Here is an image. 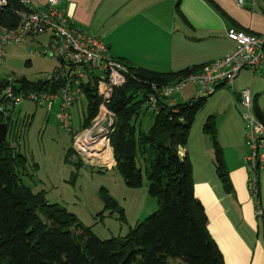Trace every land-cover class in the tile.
Here are the masks:
<instances>
[{
    "label": "trees",
    "instance_id": "trees-1",
    "mask_svg": "<svg viewBox=\"0 0 264 264\" xmlns=\"http://www.w3.org/2000/svg\"><path fill=\"white\" fill-rule=\"evenodd\" d=\"M6 1L7 5L0 7V24L14 28L20 5L16 0ZM126 64L130 71L127 83L114 92L108 105L116 118L105 148L110 145L114 169L128 187L141 188L146 177L148 194L158 200V211L130 228L125 237L100 239L75 215L48 205L44 193L36 194L24 185L20 170L27 157L10 141L11 120L0 115V123L8 125L7 139L0 142V264H225L209 232L205 207L195 195L191 160L179 154V148L187 147L195 116L209 97L174 106L161 99L158 114L147 108L153 85L159 89L171 85L203 66L161 73ZM17 83L16 92L46 86L26 78ZM85 98L88 104L81 132L91 128L99 115L95 90L87 87ZM143 112L153 118L148 131L139 124ZM256 113L264 121L257 107ZM204 133L212 136L217 173L231 189L214 119L209 118ZM258 199L262 209L260 187ZM262 212L256 217L263 219L264 239Z\"/></svg>",
    "mask_w": 264,
    "mask_h": 264
},
{
    "label": "crops",
    "instance_id": "crops-1",
    "mask_svg": "<svg viewBox=\"0 0 264 264\" xmlns=\"http://www.w3.org/2000/svg\"><path fill=\"white\" fill-rule=\"evenodd\" d=\"M46 4V0H32L31 7L41 9ZM58 7L67 11L78 26L102 37L112 57L161 73H178L224 59L236 48L227 37L232 28L264 37V0H258L253 8L239 7L237 0H62ZM191 87L197 92L196 85H188L177 94V104L191 101ZM244 88L250 89L254 112L257 107L264 120V71L258 75L245 69L232 87L223 86L216 91L227 89L221 96L228 100L224 110L226 128L228 132L234 129V141L240 149L231 155L227 152L231 148L219 139L231 189L220 179L212 151L201 156L186 147L184 153L193 165L195 195L205 207L209 232L225 264H264L263 232L261 235L247 186L248 149L245 125L239 115L240 92ZM83 101L88 104L85 94ZM82 103L73 106L71 113L73 109L79 110ZM234 116L239 125H233ZM260 188L262 198L264 169Z\"/></svg>",
    "mask_w": 264,
    "mask_h": 264
},
{
    "label": "rangeland",
    "instance_id": "rangeland-1",
    "mask_svg": "<svg viewBox=\"0 0 264 264\" xmlns=\"http://www.w3.org/2000/svg\"><path fill=\"white\" fill-rule=\"evenodd\" d=\"M48 44L49 34L7 46L0 76L11 79L18 85L17 81L21 78L36 83L52 75L60 67V62L57 58L40 53ZM249 78H253L252 75H249ZM225 90L227 89L207 98L196 114L187 145L189 152L196 151L195 153L201 156L211 151L214 154L212 136L204 133V126L209 118L214 119V127L217 125L218 142L221 139L222 144L229 146L233 151L227 152L231 155L240 152L238 143L234 141V129L228 132L226 128L228 120L224 110L228 107V100L221 98ZM195 93L192 88L191 101L196 98ZM176 96L170 100H175ZM86 105L83 101L79 110H72V132L58 126L55 110L49 113L29 101L10 108V141L27 157L25 168L20 170V175L24 185L34 193H44L48 205H57L67 213L75 215L85 228H90L100 239L125 237L130 228L158 211V200L148 194L146 177L141 188L133 189L126 185L122 175L114 169L109 145L108 150L103 148L100 153L87 157L90 163L77 153L75 138L81 132ZM139 122L145 131L154 123L152 116L144 112ZM233 125H239L235 116ZM15 136L17 138H14ZM105 140L108 142L107 138ZM246 166L248 167L247 163ZM262 195L264 210V188ZM44 214V211H41V215ZM259 225L262 235L261 217Z\"/></svg>",
    "mask_w": 264,
    "mask_h": 264
},
{
    "label": "built area",
    "instance_id": "built-area-1",
    "mask_svg": "<svg viewBox=\"0 0 264 264\" xmlns=\"http://www.w3.org/2000/svg\"><path fill=\"white\" fill-rule=\"evenodd\" d=\"M16 1L20 5L15 12L18 20L16 27L8 28L0 24V71L7 46L48 34L49 44L40 53L62 62L52 75L41 80L46 85L45 88L16 92L14 87L17 85L9 79L6 88L0 92V115L11 120L10 108L29 101L49 113L55 110L58 126L72 132L74 120L70 109L82 103L85 89L90 87L95 90L100 100L99 115L105 114L102 126L108 123V138L116 118L108 105L114 92L126 85L130 74L128 65L112 57L102 37L94 36L88 29L78 26L67 11L60 9L58 4L62 0H46L45 8L41 9H33L32 0ZM257 1L237 0V5L253 8ZM6 5V0L0 1V7ZM227 37L236 44V48L224 59L206 64L199 71L184 76L171 85L160 89L153 85V92L148 94V111L158 114L161 99H166L170 106H174L176 101L170 99L190 84L197 86L195 99L198 100L214 95L220 87H232L245 69L261 75L264 71V37L235 28L227 32ZM239 109L245 125L244 140L248 149L245 157L249 171L248 191L255 205L256 215L261 216L263 212L258 197L260 175L264 169V121L254 112L255 104L250 89L240 92ZM99 115L94 119L91 128L75 138L76 151L83 158V148H79L77 143L99 125ZM184 152L185 149L179 148L181 157H184Z\"/></svg>",
    "mask_w": 264,
    "mask_h": 264
},
{
    "label": "bare ground",
    "instance_id": "bare-ground-1",
    "mask_svg": "<svg viewBox=\"0 0 264 264\" xmlns=\"http://www.w3.org/2000/svg\"><path fill=\"white\" fill-rule=\"evenodd\" d=\"M104 120H105V114L103 113L100 115L99 125L93 131L86 133V135L78 141L77 143L78 147L83 148L85 158L94 156L95 154L100 153L103 150V148H105L106 146L105 138H107L106 133H107L108 127L104 128L102 126V121Z\"/></svg>",
    "mask_w": 264,
    "mask_h": 264
},
{
    "label": "water",
    "instance_id": "water-1",
    "mask_svg": "<svg viewBox=\"0 0 264 264\" xmlns=\"http://www.w3.org/2000/svg\"><path fill=\"white\" fill-rule=\"evenodd\" d=\"M59 62L61 63L62 60H59ZM8 85V79L0 76V88L4 89L6 88V86ZM103 127L106 128L108 127V123H104ZM8 136V125L6 123H1L0 124V142L4 143L5 140L7 139Z\"/></svg>",
    "mask_w": 264,
    "mask_h": 264
}]
</instances>
